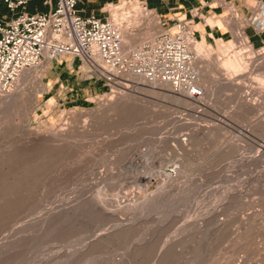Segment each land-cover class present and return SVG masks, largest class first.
I'll return each instance as SVG.
<instances>
[{
  "label": "rangeland",
  "instance_id": "1",
  "mask_svg": "<svg viewBox=\"0 0 264 264\" xmlns=\"http://www.w3.org/2000/svg\"><path fill=\"white\" fill-rule=\"evenodd\" d=\"M123 1L100 17L137 34L149 21L133 23L141 4ZM45 64L32 72L43 91L31 80L16 107L0 110V264H264L262 64L245 79L250 102L226 90L220 71L213 102L198 110L143 91L141 105L109 106L129 81L65 98ZM84 72L76 82H95Z\"/></svg>",
  "mask_w": 264,
  "mask_h": 264
},
{
  "label": "built area",
  "instance_id": "2",
  "mask_svg": "<svg viewBox=\"0 0 264 264\" xmlns=\"http://www.w3.org/2000/svg\"><path fill=\"white\" fill-rule=\"evenodd\" d=\"M32 1L0 0L7 12L0 16V96L11 93L29 69L46 61L51 64L76 60L81 73L85 71L89 79L100 82L109 91L123 86L127 77L133 76L149 83L168 84L173 92L195 100L203 97L194 50V45L201 40L195 27L198 22L207 24L208 17L199 7L189 9L187 19L160 20V32L126 48L122 25L109 17L82 16L78 8L80 0H39L47 10L28 12L27 6ZM211 2L226 4L225 0H204L203 6ZM139 3L143 11L152 12ZM111 5L103 6L101 12L109 16ZM255 12L246 25L264 30V5L258 6ZM231 16L237 19L234 10ZM169 22L173 24L167 28ZM174 170L168 171L174 173Z\"/></svg>",
  "mask_w": 264,
  "mask_h": 264
},
{
  "label": "bare ground",
  "instance_id": "3",
  "mask_svg": "<svg viewBox=\"0 0 264 264\" xmlns=\"http://www.w3.org/2000/svg\"><path fill=\"white\" fill-rule=\"evenodd\" d=\"M134 8L137 10V15L134 17L133 23H138L143 18H147L149 22H148L147 26H145L143 28H139L137 34L131 32L127 26L121 28V35L123 37L124 45L126 48L131 47V45L133 44L134 38L136 40H139V39L141 40L148 35H155L162 30L161 26L159 24V20L155 15H151V14L143 11L142 9H140L137 6H135ZM213 22L214 21H212L211 19H208V21H207V23L210 25H212ZM216 23L221 26L222 20L220 19ZM134 27H136V26H134ZM195 28H198V27H195ZM242 29H243L242 24H236L234 27L235 43L233 44V41H230L228 43V45H226V44L221 45L220 44L218 51H214L213 48H211L209 46L205 47L204 41L201 42L202 48L196 47L197 43L194 45V50H195V53L197 56L196 66H197L198 71H199V78H200V81L204 82V89L206 88L205 96L203 95L204 97H202L203 98V103H201L202 108H209L208 106L213 102L214 88L216 86V84L214 83V79H215V75L220 74V71L224 72V74H220V75L222 76L223 80L225 81L224 87L226 88V90L232 92L234 95L238 96V98H242V99L246 100V102L247 101L250 102L252 100V96H251L252 95L251 94L252 87L249 85H245L246 84L245 79L249 75L248 74L249 70L254 69L257 66V64H256L257 62H258V64H262V67L264 69V51H261V52L260 51H258V52L253 51L252 46L250 45V43H248L247 39L245 38V36L242 32ZM48 64H49V61H46L45 67H47ZM33 70H35V68L29 69L22 74V76L20 77L15 89L11 93L0 96V110L1 109H9V108L11 109L14 106L16 107V104L18 103V101H20L24 92L28 89V86L31 84L30 83L31 80L34 81L37 84L38 88L40 89L37 93L40 94L43 91L44 83L42 82V77L40 74L34 75L32 73ZM250 71H253V70H250ZM127 78H128L127 80L132 83L131 88H133V89H129L128 85H124L123 87L125 89H127L128 91L127 92H124V91L119 92V96L113 101V103H109V106L114 105V104L115 105H137V106L141 105V103H143V102L135 96V93H137L138 91H143V92L154 94L157 96L168 97L169 99L173 100L174 102H176L178 104H188L197 110L199 108H201L198 105H196L197 103H199L200 99L195 100V99H193V98H191L185 94L175 93L171 90V88L168 86V84L149 83L140 77L128 76ZM257 82H258L257 86L259 87L260 92H264V86L262 85V83L260 81H257ZM27 91H29V90H27ZM40 97H41V95H40ZM36 100L37 101L39 100V95L36 96ZM248 107L252 108L253 106H251V103H250V105L245 104L243 106V108H248ZM4 113H5V111H4ZM82 122H83V125L85 127L86 122L85 121H82ZM145 154H147V153H145ZM148 155H149V152H148ZM147 159H149V158H146V160ZM148 172H146L145 175L143 174V176H142V178L146 179V181H148L154 175L153 174L150 177L147 174ZM155 175L158 176L159 178H162L161 179L162 182H168V181L174 180L170 174L163 173L162 170H159ZM215 190H217V189H215ZM210 199L211 198H209V200ZM200 202H202V201H200ZM108 208H109V206H108ZM194 208H195V206H194ZM106 230H108V229H106ZM104 233H106V232H104ZM95 238H96V236H95ZM77 241H79V240H77ZM90 242H92V241H90ZM84 244H86V241ZM82 246H83V244H82ZM57 257H56V259H57Z\"/></svg>",
  "mask_w": 264,
  "mask_h": 264
},
{
  "label": "crops",
  "instance_id": "4",
  "mask_svg": "<svg viewBox=\"0 0 264 264\" xmlns=\"http://www.w3.org/2000/svg\"><path fill=\"white\" fill-rule=\"evenodd\" d=\"M39 1V0H38ZM117 0H80L78 8L81 11L82 16L94 14L98 17L101 15V8L106 4L116 2ZM145 4L148 9L163 17L164 20L172 18H187L188 10L191 8L199 7L202 14L208 19L219 18L214 21L212 25L202 24L198 22L196 28L197 37L204 42L228 41L233 39L234 27L236 24L243 25V31L249 38L253 47L264 48V30H256L251 26H247L244 22L246 19H250L255 15V11L261 4L264 5V0H225V5H220L215 2H211L208 6H203L204 0H138ZM36 0H33L29 4H33V7L27 6L28 12H44L46 7H37L34 4ZM95 3V4H89ZM28 4V5H29ZM4 8V7H3ZM232 10L237 14V19L231 16ZM7 13H2L4 15ZM207 19V20H208ZM222 20L220 26L216 22ZM235 20V21H234ZM197 22V20H195ZM207 22V21H206ZM78 61L66 63H51L48 67L46 79L51 82L52 87L58 85L60 88L59 93H71L69 96L78 95L79 93L92 94L97 89H101L103 86L100 82H76L75 78L80 71L78 67ZM78 81V80H77Z\"/></svg>",
  "mask_w": 264,
  "mask_h": 264
},
{
  "label": "trees",
  "instance_id": "5",
  "mask_svg": "<svg viewBox=\"0 0 264 264\" xmlns=\"http://www.w3.org/2000/svg\"><path fill=\"white\" fill-rule=\"evenodd\" d=\"M36 1H38V0H36Z\"/></svg>",
  "mask_w": 264,
  "mask_h": 264
}]
</instances>
